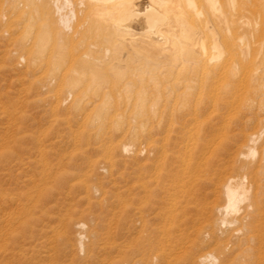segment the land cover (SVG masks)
<instances>
[{
	"label": "bare ground",
	"instance_id": "bare-ground-1",
	"mask_svg": "<svg viewBox=\"0 0 264 264\" xmlns=\"http://www.w3.org/2000/svg\"><path fill=\"white\" fill-rule=\"evenodd\" d=\"M238 5L239 0H0V43L3 44L0 60L14 63L16 70L27 77L25 80L32 79L29 84L36 89L26 83L24 86L26 91H36L42 96L39 103H51L55 115L63 112L79 120L77 130L72 131L70 126V131L75 144L82 148L74 150L72 158L88 161L90 170L84 176L86 179L80 176L73 181H78L75 186L84 188L87 204L104 207V199L93 201L97 195L107 194L102 186L89 185L90 178H97L95 171L112 175L117 165L129 158L138 162V193L132 200L138 206L143 204L140 192L149 194L150 186L155 185L164 196V208L167 206L168 214L175 215L176 220L178 215L190 211L199 185L209 183L218 198L211 210L216 216L211 226L220 234L230 232L233 239L242 238L243 244L251 245L257 239L263 242V225L261 234L259 228L261 221L264 223V148L259 154L257 146L264 139V128L254 133L243 130L240 139L243 144L236 152L226 149L221 155L214 144L217 139L214 134L221 132L218 131L221 126L214 120L221 118L224 98L215 79L227 55L221 33L233 32ZM237 41L246 54L245 37ZM203 65L211 69L209 74L199 73ZM43 67L47 73L39 77ZM200 75L208 81L199 79ZM177 77L184 89L181 94L170 80ZM140 80H159L157 94L150 96L149 91H143ZM166 84L174 86L168 97L163 90ZM167 109L169 119L163 124ZM252 123L261 125L264 119ZM257 155L260 159L256 162ZM142 162L145 164L140 165ZM3 165L0 176L11 181L13 166ZM11 194L0 182V200ZM117 196L124 214L120 219L123 225L132 201L124 200L120 193ZM7 224L0 227V240L2 235L12 236L11 217ZM73 227L80 231L76 237L77 251L87 250L89 258L91 245L86 246V224L74 222ZM177 233L175 241L181 244L185 234L179 228ZM161 234L163 241L150 240L148 247L157 246L158 252L173 258L175 241L168 233ZM204 236L205 239L209 234ZM217 247L219 252L210 251V244L204 249L200 247L198 264H219L232 250L226 244L218 243ZM112 249L113 253L114 250L123 253V247L116 243ZM238 250L242 259L245 252ZM10 253L7 257L5 251L0 257L9 259ZM21 257L31 260L24 254ZM155 259L158 260L157 257L153 260L148 257L144 262L139 259L136 264H154Z\"/></svg>",
	"mask_w": 264,
	"mask_h": 264
},
{
	"label": "rangeland",
	"instance_id": "rangeland-1",
	"mask_svg": "<svg viewBox=\"0 0 264 264\" xmlns=\"http://www.w3.org/2000/svg\"><path fill=\"white\" fill-rule=\"evenodd\" d=\"M238 10L233 32L231 31L229 34L230 32L222 31L221 33L227 55L217 71L215 79L218 80L217 87L224 97L219 112L221 118L214 120V123L221 126L218 129L221 132L214 134L218 139L214 144L221 155L226 149H231L233 152H236L237 149L239 151V147L243 144V140L241 142L240 139H243L244 131L254 133L258 132L260 128H264V123L261 125L252 123L257 119H264V0H239ZM256 23L258 24L256 25ZM240 37H245L247 47L245 45L244 47L248 51L246 54L239 47L237 39ZM2 45L0 43V46ZM0 55H2L1 52ZM210 71L208 66L199 67L200 74H209ZM46 73L47 68L43 67V71L38 76L43 77ZM201 78L208 81V78L203 75H200L199 79ZM25 79L27 77L16 70L14 63L0 60V169L4 166L3 164L11 163L14 170L11 181L7 179L8 177L0 176L2 188L7 193H12L11 196L0 200V227L4 226L3 228H5L10 217L13 224L11 227L12 236L8 235L9 237L6 239L2 235L0 240V255L2 256L6 251L8 257V253L11 252V257H9L11 261L7 257H0V262L2 261L4 264H116L117 262L119 264H136L139 259L144 262L148 257L151 260L157 257L158 260L155 259L154 264H163L164 262L166 264L168 260H171L169 264H198L197 258L202 249L210 244V251L219 252L217 250L219 243L226 244L232 249L219 264H264V260L261 261L264 259L262 258L264 257V244L261 245L264 243V236H262L263 242L259 243L260 239H257L251 245H247L241 243L242 238L233 239L230 232L220 234L215 227L211 226L213 225L211 221L216 219L211 210L218 202V198L212 192L209 183L199 185L194 194V204L190 206V211L184 216L178 215V219L175 220V215L170 217L168 214L167 206L164 208V196L155 189V185L150 186L149 194L145 191L140 192L143 204L138 206L136 202L132 201L138 193L136 185L138 162L129 158L125 162L121 158L123 162L114 169L112 173L114 177L110 173L105 174L98 170L95 171L96 179L89 177V185H100L104 192H107L105 196L99 194L93 200L98 202L104 199V207L100 209L96 205L87 204L84 188L75 186L74 184L78 181H73L80 176L84 180V176L90 170L87 166L88 161H78L72 158V152L82 148L75 144L70 131V126L72 131L77 130L80 125H78L79 120L75 115L63 114V112L55 115L52 112L51 103H39L38 99L42 96L40 97L36 91H26L24 83L26 86H30L29 88L34 86L29 84L32 79ZM170 80L175 84V89L179 90V94L183 93L184 89H182L179 78ZM204 80L198 81L204 82ZM158 82L159 80H140V88L143 87V91H149L150 96L155 95L161 86ZM169 85L166 84L164 87L166 89L163 88L166 90L165 97L171 96V91L174 89V86L172 88ZM168 91L169 93H167ZM206 91L208 92L207 89ZM168 111L169 109L164 111L163 124L169 119L170 112ZM205 119L208 121L207 118ZM68 121H71L69 126L67 125ZM80 123H82L81 120ZM221 124H226L227 127H223ZM225 130L226 132H224ZM115 138L121 139L118 136ZM263 148L264 139L259 142L257 152L260 154ZM258 159H260L259 155L255 161L257 162ZM143 164L145 162L140 163V165ZM146 181L149 182V179ZM119 193L122 194L124 200L129 203L132 201L127 214L128 219L126 223L122 222L123 225H120V219L124 214L119 207L120 201L117 196ZM214 200L216 201L214 202ZM6 201L8 202L6 203ZM174 220L176 223L171 226L170 223ZM198 220L199 224H197ZM79 221L86 224L84 231L88 240L86 246L91 245L89 258L87 250L82 253L77 251L76 237L79 230L73 227V224ZM250 227L253 229V226ZM178 228L185 234V240L181 244H177L175 241L179 236ZM261 229L264 231L262 221L259 228L260 234L262 233ZM162 232H165L166 235L168 233L175 241L173 258L168 259L167 253L166 255L158 252L157 246L153 249L148 247L150 240L163 241ZM195 232L196 234H194ZM204 233L209 234L205 239ZM67 237L70 238L71 243L70 240L67 241ZM115 243L123 247L122 254H118L116 250H114L115 253L112 252ZM238 249L245 252L242 259L238 257L240 254ZM205 250L207 251V249ZM205 250L203 251L205 252ZM156 251L157 253H155ZM23 254L31 260L21 257ZM168 257L170 256L168 255ZM164 258L168 260L165 261ZM174 260L175 262L172 263ZM243 260L244 262H242Z\"/></svg>",
	"mask_w": 264,
	"mask_h": 264
}]
</instances>
